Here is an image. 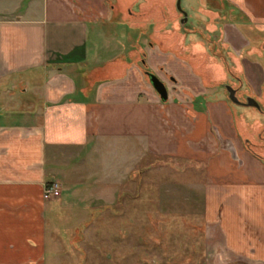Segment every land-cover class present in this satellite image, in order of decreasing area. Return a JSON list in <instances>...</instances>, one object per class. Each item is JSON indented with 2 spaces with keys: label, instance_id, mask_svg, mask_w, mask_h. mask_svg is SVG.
Segmentation results:
<instances>
[{
  "label": "crops",
  "instance_id": "obj_1",
  "mask_svg": "<svg viewBox=\"0 0 264 264\" xmlns=\"http://www.w3.org/2000/svg\"><path fill=\"white\" fill-rule=\"evenodd\" d=\"M206 1L201 71L171 21L146 3L139 10L145 14L131 21L120 0H0V264L85 258L73 239L67 245L50 238L48 227L59 224L82 185L76 181L93 172L99 177L84 199L92 205L79 207L88 212L86 228L99 215L104 224L123 217L161 172L173 183L157 198L167 201L158 205L161 218L179 215L170 212L177 203L186 215L201 214L202 241L193 229L184 259L144 255L133 264H264V159L246 147L254 140L251 125L220 84L228 70L245 77L243 57L264 59V0ZM129 25L144 29L143 36L166 27L168 38L135 39ZM215 31L232 67L209 50ZM141 56L166 84V102L146 80ZM52 182L60 195L44 199ZM142 248L134 250L138 257Z\"/></svg>",
  "mask_w": 264,
  "mask_h": 264
},
{
  "label": "rangeland",
  "instance_id": "obj_2",
  "mask_svg": "<svg viewBox=\"0 0 264 264\" xmlns=\"http://www.w3.org/2000/svg\"><path fill=\"white\" fill-rule=\"evenodd\" d=\"M113 3L118 2V0H110ZM121 3H125V0H120ZM131 7L133 11L140 10L141 6L146 3L148 6L154 7L158 14L162 17V19L172 20L174 18L175 13H178V9L176 7L177 0H132ZM206 0H182L181 5L183 11L187 13V17H189L187 28L197 27V28H205V13L203 8H205ZM207 5V4H206ZM203 7V8H202ZM203 24V25H202ZM125 30V29H124ZM125 35L127 32H122ZM150 33V32H149ZM145 34V36H140L142 39L151 40L150 36ZM138 32L131 33L130 37L136 36ZM188 39L191 40L193 38H198L197 32H187ZM186 34V35H187ZM147 35V37H146ZM110 43V41H108ZM99 48L101 45H106L103 40L98 39L96 42ZM90 44L91 47L95 45V37L90 36ZM115 50L117 48L113 46ZM106 51V50H105ZM197 49H193L192 52L186 53L190 62L199 70L204 71L205 67H202L201 60L199 57L193 58L190 54H194ZM113 52H116L113 50ZM102 53H105L106 59L110 58L111 54H106L104 50ZM229 63L232 67L230 57ZM241 60V59H240ZM240 60H236L238 64ZM245 66V77L241 74H237V76H241L244 80L243 89H246L247 81H249L256 92V100L260 103V105L264 108V99L259 98L262 93V85L264 83V59L261 60H249L246 57H243L241 60ZM149 71H151L149 69ZM153 72V71H152ZM227 73L228 80H234L235 77L232 73ZM247 80V81H246ZM170 82V79H168ZM230 86V83H225V86ZM225 91V89H223ZM223 91V92H224ZM235 105V104H234ZM236 111L239 114L244 113L247 121L251 125L250 135L253 139L257 140V143L253 146L258 154L264 156V113L253 108V107H244V106H234ZM256 135V138H254ZM96 175L92 178L99 177L98 173L93 172ZM91 179H82L80 181H76L79 183V188L75 190V196L73 198L69 197V204L66 209H62L60 214L62 215L59 220V224H54L51 222V218L49 221L48 227V236L53 238L54 236H58L64 244H69L70 240L73 239L76 243H78L81 247L79 251L80 253H86V257L80 259L78 262H71L68 260L66 264H127L128 262H141L143 256L145 255L148 258H152L154 256H158V258H162L165 260H174L179 261L184 259L188 252L187 250H183L182 247L185 243H188L189 238H191L193 234V229L196 231V240L202 241V235L199 233V226L201 225V214H188L185 208L183 209V205L177 203L176 210L170 212H176L179 215H169L165 214V218H161V214L158 211V205H163L165 200H159L161 190L169 184H173L169 181L168 175L165 172H161V174L147 181V186L144 191H141V194L138 193L139 202H130V207H125L124 216L123 217H113L112 219H106L107 224L103 223L104 218L101 215L97 216V220L95 224L92 225V230L86 228V222H88L89 215L88 212L83 209L80 211L79 207H84V203L87 206H91V203L85 202L84 199L88 193L91 191ZM99 178H96L94 181L99 182ZM148 180V178L146 179ZM164 184L165 186H161ZM178 187L180 185L175 182ZM84 189L82 190V188ZM163 187V188H162ZM143 192V193H142ZM183 193V192H182ZM165 196V193L164 195ZM83 198V199H82ZM156 198L158 201H155ZM166 198V197H165ZM167 198L169 196L167 195ZM166 198V199H167ZM169 200V199H167ZM173 202V201H172ZM174 204V203H173ZM198 204V201L196 202ZM101 203H97L96 206H100ZM175 205V204H174ZM94 206V204H93ZM197 206V205H196ZM202 210V209H201ZM199 209V212L201 211ZM169 211V210H168ZM123 213V212H122ZM98 212L96 213V215ZM163 215V213H162ZM156 217L158 221V226L153 225V218ZM102 219V220H100ZM131 221L135 222V224H131ZM197 225L192 227V225ZM79 230L80 233L77 232ZM58 232L59 235L55 233ZM124 232H128V234H124ZM157 244V245H156ZM139 245H143L141 253L142 257L137 256V252H135V248ZM127 252L129 253V257L126 256ZM159 252V253H158ZM159 254V255H158ZM148 255V256H147ZM138 258H140L138 260ZM79 259V258H77Z\"/></svg>",
  "mask_w": 264,
  "mask_h": 264
},
{
  "label": "flooded vegetation",
  "instance_id": "obj_3",
  "mask_svg": "<svg viewBox=\"0 0 264 264\" xmlns=\"http://www.w3.org/2000/svg\"><path fill=\"white\" fill-rule=\"evenodd\" d=\"M124 1V0H123ZM133 1L132 0H125V3L123 4L124 6H126V13H127V17L132 21H134L135 18H138V17H142V15H144L145 13H142L140 12L139 10L138 11H133L132 7H131V3ZM203 8V7H202ZM203 11L205 13V8H203ZM187 21L184 20V17H183V14H181L179 11L178 13H175L174 15V18L171 20V24L168 25L169 27L175 30H177V32L182 35V38L185 39V44L188 46V50L186 53L188 52H192L193 49H197L198 51H195L194 54H190L191 56H193V58H197L199 57V60H201V64H202V67H205V45H207V40H208V36H207V28L206 26H204L205 28H197V27H191V28H187V23H188V20H189V17H187ZM167 21V19H166ZM165 23V22H164ZM205 25V22L203 23ZM202 24V25H203ZM129 29H130V34L131 33H136L138 32V34L135 37V39L139 36H141V34L143 33L141 31V27H138V26H130L129 25ZM148 29H146L147 31ZM145 31V34H148L149 32L146 33ZM152 32L153 33H149V36L151 38V40L153 39V37H156V38H160L162 39L163 43L165 42L164 40H166L168 38V36L166 35L167 31H166V27H161V28H157V29H152ZM174 32V31H173ZM187 32H197L198 33V38L196 37L189 40L188 38V34ZM187 34V35H186ZM220 35V32L219 31H215L212 36H211V46L212 48L209 49L210 52L213 54V56L220 62H223V60L225 62H227L228 64L229 63V57H224L223 54L221 53V43L217 40L218 36ZM145 36V35H144ZM147 37V35H146ZM175 37V36H174ZM172 38L171 42L175 45L177 44V40L175 38ZM148 41L149 38L147 37ZM169 42V41H168ZM177 42V43H176ZM179 48H176L177 50L181 51L182 47L181 45H178ZM145 53L144 51H142V54ZM198 59V58H197ZM224 63V62H223ZM227 65V64H226ZM231 66V65H230ZM228 69H229V66L227 65ZM228 73H232L235 77L234 80H228V76L226 75L225 79L223 78V81H221L220 84H225V83H230V86L235 90V96L237 97V99L241 102V103H247V99L252 97L251 95H249V91L248 89H243V86H244V83L243 80H241V78L239 76H237V74L233 71H230L228 70ZM223 89H225V92L227 93V96H228V92L226 91V88L223 87ZM261 99H264V90H263V94L261 95V97H259ZM259 106H260V109H257L255 107V109L261 111L262 113H264V108L262 105H260L259 103ZM245 107V106H244ZM250 145L254 146L256 143H257V140L254 139V140H250L249 141Z\"/></svg>",
  "mask_w": 264,
  "mask_h": 264
},
{
  "label": "water",
  "instance_id": "obj_4",
  "mask_svg": "<svg viewBox=\"0 0 264 264\" xmlns=\"http://www.w3.org/2000/svg\"><path fill=\"white\" fill-rule=\"evenodd\" d=\"M182 0H177L176 1V7L178 11L183 14L184 20L187 21V13L183 11L182 5H181ZM145 75L148 77L149 83L151 86L154 88L156 93L159 95L161 100L163 102H166L169 98V93H168V88L166 84L159 78V76L152 72V71H145ZM224 88H226V91L228 92V99L230 102H232L235 105L238 106H245V107H255L257 109H260L259 102L256 100L254 97H250L247 99V103H241L237 97L235 96V90L231 86H225L223 85Z\"/></svg>",
  "mask_w": 264,
  "mask_h": 264
},
{
  "label": "built area",
  "instance_id": "obj_5",
  "mask_svg": "<svg viewBox=\"0 0 264 264\" xmlns=\"http://www.w3.org/2000/svg\"><path fill=\"white\" fill-rule=\"evenodd\" d=\"M60 195V186L57 182H52L44 190V199H50L52 197H58Z\"/></svg>",
  "mask_w": 264,
  "mask_h": 264
},
{
  "label": "trees",
  "instance_id": "obj_6",
  "mask_svg": "<svg viewBox=\"0 0 264 264\" xmlns=\"http://www.w3.org/2000/svg\"><path fill=\"white\" fill-rule=\"evenodd\" d=\"M169 29L172 31V28H171V27H169ZM141 31L143 32V33L141 34V36H142V35L144 34V29L141 28ZM145 31H146V29H145ZM140 60H141V62H142V64H141L142 70H143V72L145 73V71H147V70H149V69L147 68L146 63H143V62H144V61H143V60H144L143 56H141ZM145 78H146V80L149 82L148 77H147L146 75H145ZM246 147H247L248 150L251 151L255 156L264 159V157H261V155H259V154L256 152V150L253 148L252 145H250V143H249V144H246ZM49 185H51V184H49ZM49 185H48V186H49Z\"/></svg>",
  "mask_w": 264,
  "mask_h": 264
}]
</instances>
